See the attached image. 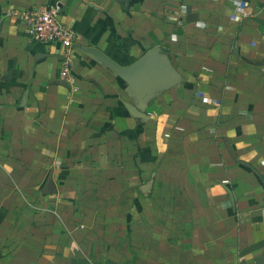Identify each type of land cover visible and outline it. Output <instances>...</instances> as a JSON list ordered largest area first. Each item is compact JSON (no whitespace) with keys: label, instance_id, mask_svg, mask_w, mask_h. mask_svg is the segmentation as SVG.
<instances>
[{"label":"crops","instance_id":"1","mask_svg":"<svg viewBox=\"0 0 264 264\" xmlns=\"http://www.w3.org/2000/svg\"><path fill=\"white\" fill-rule=\"evenodd\" d=\"M53 5L63 75L16 19ZM154 46L181 81L139 103L84 51ZM0 206V264H259L264 0H0Z\"/></svg>","mask_w":264,"mask_h":264},{"label":"water","instance_id":"2","mask_svg":"<svg viewBox=\"0 0 264 264\" xmlns=\"http://www.w3.org/2000/svg\"><path fill=\"white\" fill-rule=\"evenodd\" d=\"M84 51L96 57L124 81L136 103L169 90L181 81V76L173 68L165 48L154 46L129 66L116 64L94 48H86ZM128 110L133 116L138 115L134 107L129 106ZM48 182L51 183V179ZM259 264H264V258Z\"/></svg>","mask_w":264,"mask_h":264},{"label":"built area","instance_id":"3","mask_svg":"<svg viewBox=\"0 0 264 264\" xmlns=\"http://www.w3.org/2000/svg\"><path fill=\"white\" fill-rule=\"evenodd\" d=\"M237 14H243V8H236ZM60 8L57 5L47 8H30L16 14L17 21L24 27L26 35L33 41L46 44H59L65 50L64 69L66 73L70 63V49L75 32L59 21ZM70 82L73 79L70 78Z\"/></svg>","mask_w":264,"mask_h":264},{"label":"trees","instance_id":"4","mask_svg":"<svg viewBox=\"0 0 264 264\" xmlns=\"http://www.w3.org/2000/svg\"><path fill=\"white\" fill-rule=\"evenodd\" d=\"M5 215H6L5 209L0 206V224L3 221Z\"/></svg>","mask_w":264,"mask_h":264}]
</instances>
